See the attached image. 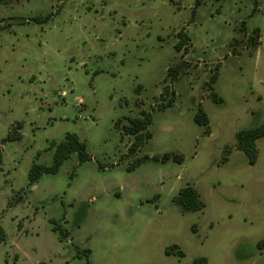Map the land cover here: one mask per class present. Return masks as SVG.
Returning <instances> with one entry per match:
<instances>
[{
    "label": "rangeland",
    "instance_id": "1",
    "mask_svg": "<svg viewBox=\"0 0 264 264\" xmlns=\"http://www.w3.org/2000/svg\"><path fill=\"white\" fill-rule=\"evenodd\" d=\"M143 113L151 139L131 154L122 126ZM262 124L264 0H0V264H264V138L254 166L236 148ZM16 129L22 140L2 145ZM68 134L92 160L72 154L30 187ZM187 186L203 210L174 204ZM173 246L184 256H167Z\"/></svg>",
    "mask_w": 264,
    "mask_h": 264
},
{
    "label": "trees",
    "instance_id": "2",
    "mask_svg": "<svg viewBox=\"0 0 264 264\" xmlns=\"http://www.w3.org/2000/svg\"><path fill=\"white\" fill-rule=\"evenodd\" d=\"M216 2H223L226 0H214ZM259 0H256L258 2ZM202 0H197V5H201ZM260 30L256 29L252 37L248 38V45L253 46L254 49H257L260 45ZM180 42L176 46V50L181 52L182 50L186 51L185 48L186 44L189 41V37L184 33L181 32L179 34ZM185 65L179 64L176 67L169 69L168 76L170 77L171 81L174 82L179 79V77L183 74ZM218 79V70L216 71L215 75L211 78L210 82L208 83V88L211 91V97L215 103L221 102L218 96L214 91V85L217 83ZM167 94H169V89H166ZM172 96L174 93L170 92ZM173 101V99H172ZM171 101V102H172ZM167 106H162L165 108ZM195 123L200 127H205L206 134L209 133V119L207 117L206 112L200 106L199 111L195 117ZM152 124V117L147 113H143L142 118L138 119H128L127 125L122 126V132L124 135L134 136L136 138V142L130 149V153H135L141 146L144 137L147 139H151L149 134L143 135L144 132H147L149 126ZM19 128H22L21 124H18ZM116 127L119 128V123L116 124ZM264 138V124H262L258 128H251L241 130L236 134V148L238 151L243 152L249 160V164L254 166L257 164L258 161V147L257 142L258 140ZM22 140V135L19 133L18 129L12 130L8 136L3 139L2 145L10 144L19 142ZM54 157L53 163L50 166L46 165H39L34 164L28 174V185L34 186L38 183L44 175H55L60 171L62 165L70 159L72 154H76L78 157V161L80 165L90 162L92 160L91 155L88 152L87 144L80 140V138L76 134H68L65 137V140L54 147ZM230 152L227 150L222 158V163H226L228 161V154ZM2 158V147L0 145V159ZM149 160V157H144L136 161V164L130 166L128 169L129 172H132L135 167L139 166L143 162ZM153 160H158L156 157ZM170 160H173L175 163L181 164L184 160L183 156H172L170 154H166L160 160L162 163H167ZM173 202L175 205L179 206L184 212L186 213H194L199 212L205 208V203L201 199L200 193L192 186H187L181 189L178 194L174 197ZM53 230L58 233L61 239L67 238V232L61 227H55ZM6 233L5 230L0 226V243L6 241ZM264 244V243H263ZM87 255L91 254L90 250L85 252ZM167 255H178L184 256V253L179 250L177 246L170 247L166 249ZM194 264H207L206 259H197L194 261Z\"/></svg>",
    "mask_w": 264,
    "mask_h": 264
},
{
    "label": "flooded vegetation",
    "instance_id": "3",
    "mask_svg": "<svg viewBox=\"0 0 264 264\" xmlns=\"http://www.w3.org/2000/svg\"><path fill=\"white\" fill-rule=\"evenodd\" d=\"M167 255V254H166ZM167 256H172V255H167Z\"/></svg>",
    "mask_w": 264,
    "mask_h": 264
}]
</instances>
